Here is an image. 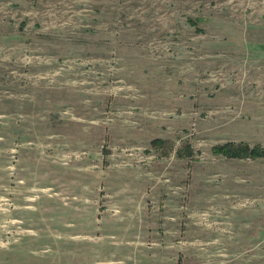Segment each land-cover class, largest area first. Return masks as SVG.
I'll list each match as a JSON object with an SVG mask.
<instances>
[{
	"label": "rangeland",
	"instance_id": "1",
	"mask_svg": "<svg viewBox=\"0 0 264 264\" xmlns=\"http://www.w3.org/2000/svg\"><path fill=\"white\" fill-rule=\"evenodd\" d=\"M264 0H0V264H264Z\"/></svg>",
	"mask_w": 264,
	"mask_h": 264
},
{
	"label": "trees",
	"instance_id": "2",
	"mask_svg": "<svg viewBox=\"0 0 264 264\" xmlns=\"http://www.w3.org/2000/svg\"><path fill=\"white\" fill-rule=\"evenodd\" d=\"M213 151L216 153H222L224 155L234 156V157H264V146H252L250 147L245 142L240 143H225L222 145H217L212 147Z\"/></svg>",
	"mask_w": 264,
	"mask_h": 264
}]
</instances>
